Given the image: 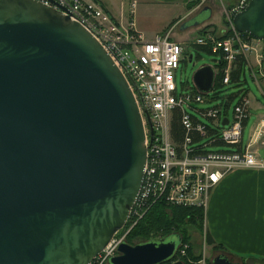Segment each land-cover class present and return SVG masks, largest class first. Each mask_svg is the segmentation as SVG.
I'll return each mask as SVG.
<instances>
[{"label": "water", "instance_id": "obj_1", "mask_svg": "<svg viewBox=\"0 0 264 264\" xmlns=\"http://www.w3.org/2000/svg\"><path fill=\"white\" fill-rule=\"evenodd\" d=\"M231 24L262 40L264 0ZM214 75L200 64L190 81L207 93ZM144 160L135 99L101 45L40 0H0V264H89L124 225ZM178 243L121 241L107 263L183 264L171 261ZM210 264L240 263L217 253Z\"/></svg>", "mask_w": 264, "mask_h": 264}, {"label": "built area", "instance_id": "obj_2", "mask_svg": "<svg viewBox=\"0 0 264 264\" xmlns=\"http://www.w3.org/2000/svg\"><path fill=\"white\" fill-rule=\"evenodd\" d=\"M40 1L78 22L105 50L128 83L144 134L142 179L127 219L89 264H108V258L116 254L117 245L124 241L128 230L156 200L167 205L195 206L203 210L211 189L226 173L236 168H264V162L247 146L238 149L210 147L215 140L225 146L240 143L242 126L248 115L247 100L240 96L231 106V116L228 117V98L211 106L195 107L194 104L207 100V93L197 90L192 82L188 90L176 93L174 72L181 60L182 47L169 39L167 31L143 39L135 31L130 18L125 23L112 19L95 0ZM247 2L235 0L226 10L230 29L227 37L218 39L207 30L193 40L198 44L208 43L212 52L222 53L225 61L223 85L228 82V70L235 54L243 55L248 62L247 56L253 53L255 67L264 73L260 40L236 31L231 24L232 14ZM136 91L147 110L151 135ZM174 110L182 127L181 138L177 141L170 134ZM192 134L197 135L195 140ZM185 248L186 244H182L176 251L184 255Z\"/></svg>", "mask_w": 264, "mask_h": 264}, {"label": "crops", "instance_id": "obj_3", "mask_svg": "<svg viewBox=\"0 0 264 264\" xmlns=\"http://www.w3.org/2000/svg\"><path fill=\"white\" fill-rule=\"evenodd\" d=\"M96 2L116 21L125 23L130 18L135 31L143 39L169 30L170 40L188 42V32L196 34V28L213 23L209 21L211 12H208V16L196 17L202 10L212 7L211 1L191 8H188L189 2L186 0ZM144 20L158 22V25L149 30L142 24ZM173 29L176 31L173 32ZM189 43L184 45L183 52ZM248 59L251 61L246 62L244 75L246 70L256 90L249 94L248 88H245L243 96L247 100L248 115L242 126L240 143L228 147L238 149L247 146L264 162V73L255 67L253 53L248 55ZM212 67L215 74L213 64ZM204 234L209 240L208 244L204 242ZM202 240L211 253H221L230 261L264 264V168H236L218 180L203 209ZM193 253L196 252L193 250Z\"/></svg>", "mask_w": 264, "mask_h": 264}, {"label": "trees", "instance_id": "obj_4", "mask_svg": "<svg viewBox=\"0 0 264 264\" xmlns=\"http://www.w3.org/2000/svg\"><path fill=\"white\" fill-rule=\"evenodd\" d=\"M96 1V0H95ZM197 0H193L188 3V7L194 5ZM101 5V4H100ZM211 31V30H210ZM212 32V31H211ZM230 34V29L216 36L218 39H223ZM245 35V33H242ZM247 34V33H246ZM264 42V38L262 39ZM264 44V43H263ZM190 45L196 50L205 51L207 53L213 54L216 56L214 59V82L213 86L221 85L222 70L225 66V61L222 58V53L220 51L212 52L210 50V44H198L192 42ZM263 56H264V47H263ZM246 66L245 57L241 54H235L234 58L230 63L228 70V82L227 84L240 85L245 81L244 69ZM245 88L243 89V94L245 93ZM228 99H231V96H228ZM170 134L173 140H180L182 135V127L178 120L177 112L174 110L173 116L170 122ZM193 139L197 138L196 134H192ZM225 145L219 140H215L211 146ZM210 146V147H211ZM229 146V145H228ZM202 219H203V210L200 207L195 206H175L167 205L162 200H156L146 212L138 219L135 224L131 226L128 232L125 235L124 241L130 244L137 242L145 241L148 239L162 238L169 234H177L179 236V243L177 248L181 247L182 244H186L184 255H179L178 251L172 257L171 260L179 259L183 264H196V261L199 260V254L193 253V245L190 240V229H194L198 232L202 231ZM127 224V222H126ZM204 242L209 243L207 237L204 234ZM218 247V246H217ZM169 260L160 262L158 264H169ZM206 264H210L207 261Z\"/></svg>", "mask_w": 264, "mask_h": 264}, {"label": "rangeland", "instance_id": "obj_5", "mask_svg": "<svg viewBox=\"0 0 264 264\" xmlns=\"http://www.w3.org/2000/svg\"><path fill=\"white\" fill-rule=\"evenodd\" d=\"M210 1L211 3L213 2L212 5L210 4L212 7L208 8L207 10H202L196 17L208 16V12H211L209 21H212L214 25L212 23V25L206 24V25L201 26L200 28L198 27L195 29V31H197L196 34L188 32L187 39H190L188 41L190 43L186 45V49L184 52H183L184 50L183 47L188 42H180V43L177 42L182 47V53L180 54L181 60L179 61L178 67L174 72V83H175L176 93L184 92L188 90L189 87H191L190 75H191V72L196 67H198L200 64L212 65L214 62L213 60L216 59L215 55L207 53L205 51L196 50L194 47H192V45L190 44L191 42H193L194 38L202 35L207 30H212L214 35L219 36L223 34L229 26V22L225 16V12L228 9V7L231 6L235 2V0H201V2L197 0L194 5H191L188 8H191L197 4L200 6L201 4H204ZM148 22L144 20L142 21V24H144L149 30H153L158 25V22H155V23H150V21ZM165 29L166 28H164V31ZM174 31L176 30L173 29V32ZM168 34H169V30H168ZM263 43L264 42L260 40V44L262 47H264ZM188 54H191L190 61H188ZM247 59H248V56H247ZM248 60L251 61L250 59ZM244 88H248L249 94L254 93L256 90L253 82L248 77L246 70H245V81L242 82L240 85H235L231 83L225 84V85L223 84L215 85L212 87L210 91L207 92L205 96L207 100L204 101L203 103H196L194 104V106L195 107L211 106L213 104L224 102L225 98H228V96H231V99L229 100V106L226 107V115L230 117L231 116L230 114L231 106L239 99L240 96H242ZM202 120L204 121V119ZM245 137H246V131H244L243 133V139H245ZM211 147H214V146H211ZM214 148L227 149L229 147L225 145H218V146H215ZM190 240H191L190 241L191 244L193 245V250L196 252L195 254H199V257H200L199 260L196 261V264H203V263L206 264L207 261L210 262L211 257L215 255L216 253L214 254L213 252L211 253L208 247L206 246V244L203 242L202 231L198 232L194 229H190Z\"/></svg>", "mask_w": 264, "mask_h": 264}]
</instances>
